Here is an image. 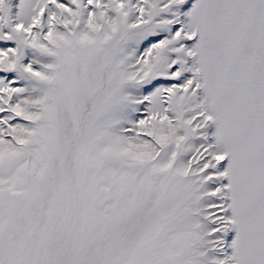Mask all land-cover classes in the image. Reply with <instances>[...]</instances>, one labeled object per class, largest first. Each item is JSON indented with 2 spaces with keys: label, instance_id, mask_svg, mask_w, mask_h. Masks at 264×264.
I'll return each instance as SVG.
<instances>
[{
  "label": "snow or ice",
  "instance_id": "snow-or-ice-1",
  "mask_svg": "<svg viewBox=\"0 0 264 264\" xmlns=\"http://www.w3.org/2000/svg\"><path fill=\"white\" fill-rule=\"evenodd\" d=\"M0 264H264V0H0Z\"/></svg>",
  "mask_w": 264,
  "mask_h": 264
}]
</instances>
